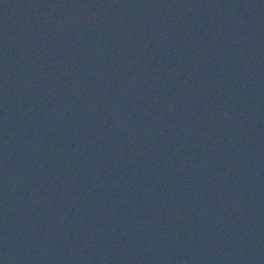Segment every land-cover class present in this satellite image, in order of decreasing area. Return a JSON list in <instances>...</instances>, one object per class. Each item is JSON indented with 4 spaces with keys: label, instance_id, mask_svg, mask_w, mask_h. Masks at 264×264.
Here are the masks:
<instances>
[{
    "label": "water",
    "instance_id": "water-1",
    "mask_svg": "<svg viewBox=\"0 0 264 264\" xmlns=\"http://www.w3.org/2000/svg\"><path fill=\"white\" fill-rule=\"evenodd\" d=\"M0 262L264 264V245L0 133Z\"/></svg>",
    "mask_w": 264,
    "mask_h": 264
},
{
    "label": "snow or ice",
    "instance_id": "snow-or-ice-1",
    "mask_svg": "<svg viewBox=\"0 0 264 264\" xmlns=\"http://www.w3.org/2000/svg\"><path fill=\"white\" fill-rule=\"evenodd\" d=\"M0 264H2V262H0Z\"/></svg>",
    "mask_w": 264,
    "mask_h": 264
}]
</instances>
